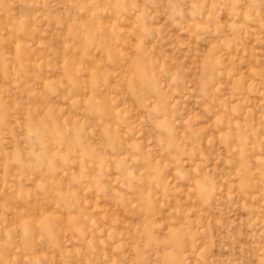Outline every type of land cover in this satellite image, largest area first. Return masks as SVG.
Returning <instances> with one entry per match:
<instances>
[{
	"label": "rangeland",
	"instance_id": "1",
	"mask_svg": "<svg viewBox=\"0 0 264 264\" xmlns=\"http://www.w3.org/2000/svg\"><path fill=\"white\" fill-rule=\"evenodd\" d=\"M0 264H264V0H0Z\"/></svg>",
	"mask_w": 264,
	"mask_h": 264
}]
</instances>
